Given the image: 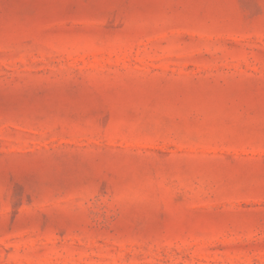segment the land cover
<instances>
[{
  "label": "rangeland",
  "instance_id": "obj_1",
  "mask_svg": "<svg viewBox=\"0 0 264 264\" xmlns=\"http://www.w3.org/2000/svg\"><path fill=\"white\" fill-rule=\"evenodd\" d=\"M0 264H264V0H0Z\"/></svg>",
  "mask_w": 264,
  "mask_h": 264
}]
</instances>
